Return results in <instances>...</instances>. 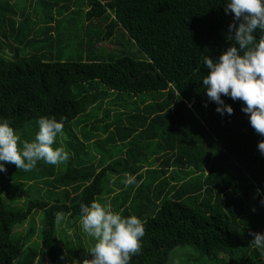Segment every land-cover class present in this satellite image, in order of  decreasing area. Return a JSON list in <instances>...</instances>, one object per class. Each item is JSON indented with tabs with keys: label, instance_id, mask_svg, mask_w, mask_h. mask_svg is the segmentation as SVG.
Returning a JSON list of instances; mask_svg holds the SVG:
<instances>
[{
	"label": "trees",
	"instance_id": "1",
	"mask_svg": "<svg viewBox=\"0 0 264 264\" xmlns=\"http://www.w3.org/2000/svg\"><path fill=\"white\" fill-rule=\"evenodd\" d=\"M36 5L55 10L48 11L42 31H33L34 22L31 31L21 33L24 13L16 24L9 0H0V36L28 45L8 56L0 48V120L10 122L21 142L34 139L41 116L64 118L65 124L83 113L84 125H90L81 129L82 139L73 133L67 139L64 170L43 161L30 172L5 165L0 191L24 182L26 190L38 188L43 197L16 208L0 193V264H67L55 213H64L65 226L81 247L75 225L80 205L101 195L114 211L135 214L144 223L142 249L131 264H171L170 252L185 246L199 262L264 264L249 235L264 233V155L257 147L264 137L251 127L241 101L222 96L234 112H216L202 80L208 72L204 57L216 59L233 43L226 39L233 21L226 0H38ZM63 11L77 16L74 40L60 32L52 15ZM70 41H76L75 52L59 59L60 47ZM105 41L115 49L106 44L105 51ZM144 68L155 69V77L144 72L130 80ZM93 83L118 107L110 120L108 107L100 119L85 112L93 95L80 90ZM95 103L99 109L102 98ZM126 174L136 183L126 187ZM35 210L41 211L38 225L31 220L25 231L13 232ZM33 237L38 241L32 243Z\"/></svg>",
	"mask_w": 264,
	"mask_h": 264
},
{
	"label": "clouds",
	"instance_id": "2",
	"mask_svg": "<svg viewBox=\"0 0 264 264\" xmlns=\"http://www.w3.org/2000/svg\"><path fill=\"white\" fill-rule=\"evenodd\" d=\"M225 12L233 15L226 36L233 43L216 59L204 57L208 72L202 79L203 86L208 99L217 105L215 111L221 115L234 112L222 96L241 101V110L248 115L251 127L264 137V0H226ZM257 30L261 33L259 37L255 34ZM37 124L34 139L21 142L10 122L0 120V173L7 172L6 164L30 172L38 161L54 166L68 161V151L56 146L58 136L64 132V118L41 116ZM257 147L264 155V139ZM122 182L127 187L135 184L136 178L126 174ZM63 219V212L55 213L57 224ZM79 226L92 245L87 250L89 256L76 260L75 264H131L132 257L141 252L145 226L135 214L122 215L107 203L94 199L90 204L80 205ZM249 235L253 237L251 243L264 255V233Z\"/></svg>",
	"mask_w": 264,
	"mask_h": 264
},
{
	"label": "rangeland",
	"instance_id": "3",
	"mask_svg": "<svg viewBox=\"0 0 264 264\" xmlns=\"http://www.w3.org/2000/svg\"><path fill=\"white\" fill-rule=\"evenodd\" d=\"M10 5L14 8V16H13V20L16 24H18L20 22V20H22V17L20 16V12L25 16V21L24 23L21 25V33H25L26 29H30V31L32 30L31 26L34 22L37 23L38 28L33 30L35 33L42 31L43 30V26H45V24H43V22L45 21V17H48V11H52L55 9L51 8H35V6H37L36 4H38V0H9ZM17 7V8H16ZM64 12V11H63ZM54 16V20H57L61 23V33H63V35L66 36V38H68L69 40H74V38H72V36L74 35L75 29L77 30V22H73V18H76V14H73L71 11H66L64 13H60V17H56V15L52 14ZM72 17V19H70ZM78 21V20H77ZM115 32V29H114ZM31 37H35L34 35H31ZM0 48L3 49V53L5 55H9L10 52L12 51L11 49L16 48L18 50L19 53H22V51H26L27 46L24 44L22 45V47L17 46V43L13 42L12 39H3L0 36ZM76 41H70L67 42L65 44H63V47L59 46L62 50V53L60 55H57V57L59 59H65L68 55V51L71 53L75 52V44ZM28 44V43H27ZM38 44V42L35 43H31L30 47L36 46ZM103 47L105 48V51H107V47L106 44H108L107 46L112 49L111 51H113L115 48L113 47L114 44L109 45L108 42H103ZM20 48H22V50H20ZM4 55L5 58H7ZM102 55V54H101ZM81 94H92L93 97V102H91L90 107H88V109L85 112H89V115H95V118L100 119L102 117V113L104 111V108L108 107L109 111H108V119L110 120V118H112L113 113L115 112V110L118 108L116 106H111V101L109 99H111L112 97H104L105 95V90H103L102 88H100L99 84L97 83H93L90 85H87L85 89L80 90ZM102 98V103L100 104V108L94 109L95 106V102L98 99ZM109 100V101H108ZM94 105V106H93ZM91 106H93L91 108ZM111 106V107H109ZM96 107V106H95ZM91 108V110H90ZM105 113V112H104ZM86 116L83 115V113L78 114L74 119H72L71 121L67 122L64 124V132L62 136H58L57 138V144L56 146H63L69 153V149H68V140L72 139V134L73 133L79 140L82 139V135L80 133L81 129H85L88 130L90 123H86V125H84L83 123V119H85ZM98 124H101V122H97ZM96 124V123H95ZM88 148H89V152L91 154H95V156H97V154L95 153L96 149L94 147L91 146L90 143H88ZM119 147H114L112 150H110L112 153H115L116 151H118ZM109 150V149H108ZM98 151H101V149H99ZM58 169L64 170L66 167V163L60 165V166H56ZM20 183H22V186L20 187ZM20 183H16L15 181L11 182L9 185H5L2 187L0 193L2 195V199L5 201V203L10 204V205H16V208H22L25 204V202L29 199H34V198H41L43 197V191L41 193H39L38 188H31L30 190H26L27 184H25L24 182H20ZM26 192V193H25ZM101 197H103V195H101L99 197V201L101 202ZM108 205L109 202L107 203ZM35 213H30L27 218L24 220V222H22L23 224L16 226L13 229V232H23L27 229V225L29 223H31V220L33 221L34 227H36L38 225V222L40 220L41 217V211L40 210H35ZM80 219V218H79ZM79 219L75 222V225L77 227V231L79 233V241L80 244L82 245L81 247H79V245L77 244L78 241L77 239L73 236L72 233V229H67L65 226V222L61 221V223L58 225L57 227V242L58 244L65 250V257L66 260H69V264H75L76 260L82 261L86 256H89V253L87 252V250L91 247L92 243L90 242V238L87 237L85 234L82 233L80 226H79ZM38 228V227H37ZM37 228H35L36 234H37ZM67 234V237L64 235ZM35 234V235H36ZM33 241L32 243L37 242V238L33 237ZM188 248V247H176L174 248L171 252L170 255L173 253L172 259H171V264H209L207 262H202V261H196L193 257L194 253ZM169 255V257H170Z\"/></svg>",
	"mask_w": 264,
	"mask_h": 264
},
{
	"label": "water",
	"instance_id": "4",
	"mask_svg": "<svg viewBox=\"0 0 264 264\" xmlns=\"http://www.w3.org/2000/svg\"><path fill=\"white\" fill-rule=\"evenodd\" d=\"M144 72H151L154 77L156 75V70L155 69L144 68L138 74H136L135 76L131 77L130 80H134L136 77L141 76Z\"/></svg>",
	"mask_w": 264,
	"mask_h": 264
}]
</instances>
